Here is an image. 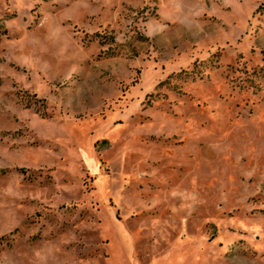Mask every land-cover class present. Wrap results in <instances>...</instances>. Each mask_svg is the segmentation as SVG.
<instances>
[{
	"label": "rangeland",
	"instance_id": "rangeland-1",
	"mask_svg": "<svg viewBox=\"0 0 264 264\" xmlns=\"http://www.w3.org/2000/svg\"><path fill=\"white\" fill-rule=\"evenodd\" d=\"M0 264H264V0H0Z\"/></svg>",
	"mask_w": 264,
	"mask_h": 264
}]
</instances>
